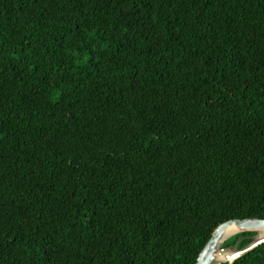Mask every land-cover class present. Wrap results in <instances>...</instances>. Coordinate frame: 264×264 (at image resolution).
<instances>
[{"label": "trees", "instance_id": "trees-1", "mask_svg": "<svg viewBox=\"0 0 264 264\" xmlns=\"http://www.w3.org/2000/svg\"><path fill=\"white\" fill-rule=\"evenodd\" d=\"M232 218H264V0H0V264H194Z\"/></svg>", "mask_w": 264, "mask_h": 264}, {"label": "water", "instance_id": "water-1", "mask_svg": "<svg viewBox=\"0 0 264 264\" xmlns=\"http://www.w3.org/2000/svg\"><path fill=\"white\" fill-rule=\"evenodd\" d=\"M228 229L233 230L231 235L244 231H257L258 233L255 234L253 239L248 244L239 249L235 247H220L221 243L225 239L220 244H218V241L223 237ZM259 234H264V218H232L226 220L218 224L213 230L209 239L199 251L194 264H216L220 262L233 264L237 258L250 252L259 244L264 243V235ZM225 251H227V253H224ZM220 256H222L223 259L217 260Z\"/></svg>", "mask_w": 264, "mask_h": 264}, {"label": "bare ground", "instance_id": "bare-ground-1", "mask_svg": "<svg viewBox=\"0 0 264 264\" xmlns=\"http://www.w3.org/2000/svg\"><path fill=\"white\" fill-rule=\"evenodd\" d=\"M232 232H233L232 229H228L226 233L223 235V237L218 241V244H220L224 239L230 236ZM259 235H264V234H259ZM224 253H227V251H225ZM222 259H223L222 256H220L217 260H222Z\"/></svg>", "mask_w": 264, "mask_h": 264}]
</instances>
